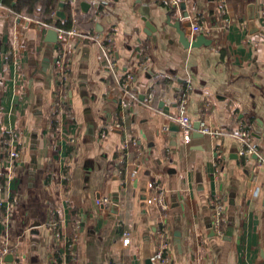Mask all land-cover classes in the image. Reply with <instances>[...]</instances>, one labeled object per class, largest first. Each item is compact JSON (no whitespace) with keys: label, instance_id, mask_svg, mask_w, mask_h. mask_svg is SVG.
Wrapping results in <instances>:
<instances>
[{"label":"crops","instance_id":"crops-1","mask_svg":"<svg viewBox=\"0 0 264 264\" xmlns=\"http://www.w3.org/2000/svg\"><path fill=\"white\" fill-rule=\"evenodd\" d=\"M17 2L0 0V264H161L162 225L167 264H264V0L67 1L81 36L58 43L41 21L17 15ZM192 21L204 31L189 40L210 45L179 42L173 25L188 33ZM108 35L114 68L99 42ZM62 57L71 60L66 92L55 72ZM181 96L203 135L194 129L188 145L173 120ZM116 119L122 130H110ZM241 125L258 150L249 161L239 156ZM152 186L169 203L166 221ZM100 198L119 199L117 213ZM213 198L224 203L223 237L213 235Z\"/></svg>","mask_w":264,"mask_h":264},{"label":"built area","instance_id":"built-area-1","mask_svg":"<svg viewBox=\"0 0 264 264\" xmlns=\"http://www.w3.org/2000/svg\"><path fill=\"white\" fill-rule=\"evenodd\" d=\"M74 3L77 2V0H73ZM23 19H26L22 17ZM41 27H47L50 29H54V26H50L45 23H39ZM59 33V42L64 40L65 38L71 39L80 37L81 34L78 32V30L74 27L69 30H62L57 29ZM20 31L21 28L17 29L15 42H16V48H20ZM204 31V27L198 23V21H192L191 23V33L192 35L199 34ZM99 42L101 43V47L103 49L104 55L108 60V63L110 64V67L114 68L116 66L114 57H115V50L113 48V37L112 35H108L105 38L99 39ZM70 68H71V60L70 58L62 57L60 60H57L56 62V69L55 72L57 74L58 79L62 83V90H66L68 87L69 79H70ZM66 92V91H65ZM153 101V95H150L147 98V102L151 103ZM123 106H127V102H122ZM179 114L173 119L179 126L180 132L183 138V142L185 144H190L192 142L193 138V132H194V122L189 117L187 107H188V100L186 97L181 96L179 99ZM123 124L122 121L119 119H116L112 126L110 127V130H122ZM164 130H169V125L164 126ZM203 133L211 136L218 137L220 135V131H211L208 127L203 128ZM106 132L101 133V137H104ZM237 137L240 140L241 144V150L239 152V156L244 158L246 161H249L252 159L253 155H258L257 147L255 146L252 133L246 128V126L241 125L240 129L237 133ZM127 149L128 147L125 146ZM20 152L19 151H11L10 156L14 160H18L20 158ZM126 155L122 151L121 159L125 160ZM218 158H221V154L219 153ZM257 164L259 166L264 165V156L257 157ZM152 191L154 192V195L152 197V202L156 204L163 212H164V220H167V213L170 210L169 203L167 202L165 196L163 195L162 191H160L159 187H153ZM98 206H101L103 208L110 207L112 204H115V202L109 198H100L97 200ZM209 207L211 209V218H212V229L214 230L215 234L219 237L224 236V229H225V223H224V203L221 198H213L209 201ZM0 207H4V203L0 202ZM53 226H56V223L53 224ZM56 241L58 243L61 242V234L57 233L55 234ZM157 238L159 241V248L155 256L153 257V261L155 263H161V264H167L170 260V245H171V239L168 235V232L166 230V227L162 225V227H159L157 230ZM125 245L129 244V239L124 240ZM57 262L56 260H54Z\"/></svg>","mask_w":264,"mask_h":264},{"label":"water","instance_id":"water-1","mask_svg":"<svg viewBox=\"0 0 264 264\" xmlns=\"http://www.w3.org/2000/svg\"><path fill=\"white\" fill-rule=\"evenodd\" d=\"M67 1L73 2V0H62L59 3V10H58V12H57V14L55 16L56 21H60L61 19H65L66 18L65 8H66V6L68 4ZM81 7L84 10H87L88 8H90V4L87 3V2H85V1H82L81 2ZM146 10L144 12V17H143V20L145 21L146 27H147L146 33L148 35H152V33L156 29L153 27V20H151V18L149 16V13ZM184 18H188V14H185L184 15ZM173 26H174V28L176 29V31H177V33L179 35V42L186 49H189V48H197V47H201L203 45H210L211 44V41H209L204 35L196 36V39L194 41L189 40V38H188L187 35H191V31H188V33H186L185 31H183L181 29V23L180 22H177ZM186 26L187 27H191V23H189ZM48 36H49V41L50 42H52V43H58L59 42V33H58V30L57 29H51V30H49ZM175 126H176V130H180V128H179L178 125H175ZM194 129L196 130V133L194 134V137L195 138H201V137H203V135L201 133H199V131L201 129V123L200 122H198V123H196V125H194ZM33 163H34V168H36L35 166H36V163H37V159H36L35 156H34V159H33ZM114 202H115L114 213H117V205L116 204L119 202V199H115ZM233 230L234 229H233L232 226H230L228 228V231L226 233V236L224 237V240H226V241H230L231 240V237L233 235ZM213 235L214 236L216 235L215 232H214V230H213ZM176 236H179V234H177ZM179 249H181V245L180 244H179ZM5 261L12 263L14 261V256L13 255L7 256L6 259H5Z\"/></svg>","mask_w":264,"mask_h":264},{"label":"trees","instance_id":"trees-1","mask_svg":"<svg viewBox=\"0 0 264 264\" xmlns=\"http://www.w3.org/2000/svg\"><path fill=\"white\" fill-rule=\"evenodd\" d=\"M61 1L62 0H19V2L13 6V10L21 17L27 16L50 26L62 30H69L73 26L72 20L64 19L61 22H56L54 18L55 12H57Z\"/></svg>","mask_w":264,"mask_h":264}]
</instances>
